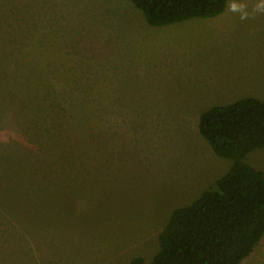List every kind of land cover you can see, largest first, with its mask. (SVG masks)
I'll return each mask as SVG.
<instances>
[{
  "label": "rangeland",
  "instance_id": "obj_1",
  "mask_svg": "<svg viewBox=\"0 0 264 264\" xmlns=\"http://www.w3.org/2000/svg\"><path fill=\"white\" fill-rule=\"evenodd\" d=\"M244 98L264 100V0L165 27L131 0H0V264H151L234 163L201 114ZM244 162L264 174V149Z\"/></svg>",
  "mask_w": 264,
  "mask_h": 264
},
{
  "label": "trees",
  "instance_id": "obj_2",
  "mask_svg": "<svg viewBox=\"0 0 264 264\" xmlns=\"http://www.w3.org/2000/svg\"><path fill=\"white\" fill-rule=\"evenodd\" d=\"M152 27L212 19L229 0H131ZM198 129L215 155L234 161L192 203L176 208L151 264H241L264 237V174L244 160L264 149V100L244 98L202 113ZM131 264H144L135 258Z\"/></svg>",
  "mask_w": 264,
  "mask_h": 264
}]
</instances>
